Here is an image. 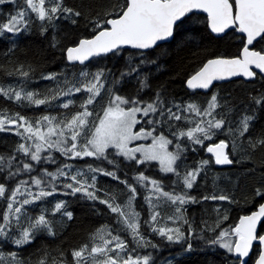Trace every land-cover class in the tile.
<instances>
[{
    "label": "snow or ice",
    "instance_id": "snow-or-ice-1",
    "mask_svg": "<svg viewBox=\"0 0 264 264\" xmlns=\"http://www.w3.org/2000/svg\"><path fill=\"white\" fill-rule=\"evenodd\" d=\"M0 40V264H264V0H0Z\"/></svg>",
    "mask_w": 264,
    "mask_h": 264
},
{
    "label": "trees",
    "instance_id": "trees-1",
    "mask_svg": "<svg viewBox=\"0 0 264 264\" xmlns=\"http://www.w3.org/2000/svg\"><path fill=\"white\" fill-rule=\"evenodd\" d=\"M70 4L79 5L81 3V0H69ZM6 46V42L0 40V49L4 48ZM183 55V53L181 54ZM21 59H23V56L21 55ZM3 62V58L0 57V63ZM56 66L52 65L49 66L46 70H55ZM10 80L11 78H6ZM45 82L39 81L37 84H35V87H42ZM223 87L231 91L232 94L237 97L238 100H246V91L245 89H251L252 85H237V84H224ZM256 88H259V85L255 86ZM0 106H7L10 110H18L13 107L11 104L4 105L2 102V98H0ZM261 123H264V114L261 115V118L256 121L252 131L253 134L259 131ZM15 138L13 134H3L0 133V151H5L8 148L9 144H12L14 142ZM2 141H7V143H3ZM206 147V145H205ZM205 157L208 155L206 153H202ZM264 155V153L257 152L255 155V160L257 163L260 162L261 156ZM235 171V169L233 170ZM240 187L236 189V196L240 197L242 193H248L250 195V189L253 185H255L256 181L253 178L245 177L243 173H240ZM114 183V182H113ZM221 185L223 184L222 181H218ZM209 191H211V177L209 178ZM226 203V202H225ZM213 202H209V206H211ZM233 207H236L233 205ZM245 208L250 211H253L256 209L255 206L252 204L245 205ZM82 205L78 203H71L69 210L74 211V219L72 221L67 222V224H57V231L61 232V235H59L55 240H44L43 243L48 244L50 247H54L55 245L60 244L62 247H70L74 245H78L79 243L83 242L86 239L87 229L90 225V218L85 215V213L81 210ZM239 214H247L246 212H239ZM235 215V213H233ZM238 219V216H237ZM40 241L38 240L36 244H34L32 247L25 250L24 255H27L28 252L34 251L37 246H39ZM168 251H171L170 249L164 250L161 255H166ZM222 252V250H221ZM209 259H214L217 261V264H219L220 256L215 255L212 252H198L193 253L190 257H188L185 260V264H208Z\"/></svg>",
    "mask_w": 264,
    "mask_h": 264
},
{
    "label": "water",
    "instance_id": "water-1",
    "mask_svg": "<svg viewBox=\"0 0 264 264\" xmlns=\"http://www.w3.org/2000/svg\"><path fill=\"white\" fill-rule=\"evenodd\" d=\"M256 210V209H255ZM259 226V225H258Z\"/></svg>",
    "mask_w": 264,
    "mask_h": 264
}]
</instances>
